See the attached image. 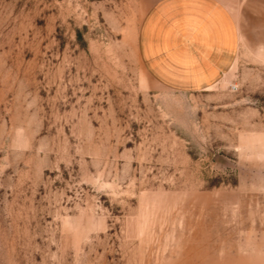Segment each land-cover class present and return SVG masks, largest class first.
I'll return each mask as SVG.
<instances>
[{
    "label": "rangeland",
    "instance_id": "obj_1",
    "mask_svg": "<svg viewBox=\"0 0 264 264\" xmlns=\"http://www.w3.org/2000/svg\"><path fill=\"white\" fill-rule=\"evenodd\" d=\"M235 8L186 91L101 0H0V264H264V0Z\"/></svg>",
    "mask_w": 264,
    "mask_h": 264
},
{
    "label": "crops",
    "instance_id": "obj_2",
    "mask_svg": "<svg viewBox=\"0 0 264 264\" xmlns=\"http://www.w3.org/2000/svg\"><path fill=\"white\" fill-rule=\"evenodd\" d=\"M240 1L101 0V4H108L109 15L116 11L133 17L137 54L155 83L193 91L213 84L233 64L241 22V11L235 7Z\"/></svg>",
    "mask_w": 264,
    "mask_h": 264
}]
</instances>
